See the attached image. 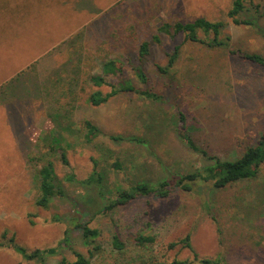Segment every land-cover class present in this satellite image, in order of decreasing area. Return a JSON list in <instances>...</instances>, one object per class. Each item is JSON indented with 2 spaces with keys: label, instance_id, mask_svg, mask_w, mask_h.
I'll use <instances>...</instances> for the list:
<instances>
[{
  "label": "rangeland",
  "instance_id": "obj_1",
  "mask_svg": "<svg viewBox=\"0 0 264 264\" xmlns=\"http://www.w3.org/2000/svg\"><path fill=\"white\" fill-rule=\"evenodd\" d=\"M252 2L260 5L262 32L232 24L227 18L232 0H35L29 4L32 12L17 8L22 10L18 16L0 13V240L3 233L14 234L28 250L56 247L46 264L62 258L72 262L75 251L87 255L78 228L87 224L101 233L96 240L101 257L93 264H121L111 249L114 234L124 242L130 264L138 253L162 254L169 242L187 234L199 258L264 264V164L256 178L224 189L176 190L165 199L139 197L105 210L117 188L155 183L164 175L199 167L200 156L176 136L178 112L186 115L198 144L222 158L240 154L242 146L264 131L263 67L230 56L222 47L211 50L185 41L183 35L158 32L162 24L202 17L224 24L222 33L230 36L232 48L264 56V0ZM155 35L159 42L151 38ZM145 39L149 53L140 57ZM175 45H180V54L170 80L156 65H166ZM109 59L121 64L123 73L106 81L132 79L160 99L119 94L92 106L89 93H107L109 88L92 86L89 77L101 74ZM137 66L146 74L145 85L135 80ZM86 120L100 131L91 143L86 141ZM128 134L152 137L149 147L109 139ZM56 139L68 166L59 153H49ZM34 156L40 160H32ZM47 161L63 196L43 209L35 204L34 175ZM115 161L120 169L112 167ZM94 170L102 182L82 184ZM138 234L155 237L150 251L134 245ZM180 247L168 256L193 261L192 253ZM0 264L37 263L3 247Z\"/></svg>",
  "mask_w": 264,
  "mask_h": 264
},
{
  "label": "trees",
  "instance_id": "obj_2",
  "mask_svg": "<svg viewBox=\"0 0 264 264\" xmlns=\"http://www.w3.org/2000/svg\"><path fill=\"white\" fill-rule=\"evenodd\" d=\"M250 10L253 12L250 17L242 16L245 12ZM260 10V5L254 4L252 0H232L231 7L227 12V18L236 26H243L262 32L263 30L261 29L259 21L262 16ZM223 26L224 24L222 22H211L201 17L188 22L178 21L173 25L162 24L158 28V32L168 34L171 37L183 35L185 41L203 44L211 50L222 47L227 51L228 55L264 68V56L262 54L232 48L230 46V36L223 35ZM199 33H202L204 37H200ZM210 35L211 37H209ZM151 38L159 42L158 36L155 35ZM149 48V41H147V39L142 40L138 49L140 57L146 56L149 53ZM179 54L180 45H175L172 52L167 55L166 65H156V69L161 76L172 80V69L176 65ZM134 72L136 81L142 85L147 84L146 74L139 66L134 68ZM119 73H123L122 65L117 63L116 60L109 59L102 64L101 74L89 77V82H91L92 86L100 88L106 85L109 88L107 93L101 90H94L89 93L88 102L92 106H101L119 94H133L154 101L160 99L155 93L147 89L139 88L132 79L121 78L116 84L106 81L105 78L107 76ZM84 127L87 130L86 141L88 143L93 142L100 134L99 129L88 120L84 121ZM175 133L180 143L186 149L200 156L202 160L199 167L183 174L164 175L155 183L140 181L127 189L117 188L114 199L105 207V210L129 204L139 197L155 196L165 199L176 190L194 193L196 188L198 189L202 186H208L210 189H224L235 183L256 178L261 166L264 164V131L261 132L260 135H256L252 142L242 146L240 154L236 155V153H234L233 156L224 158L210 153L198 144L192 136V128L189 127L186 115L183 112H178ZM145 136L146 135L140 136L138 134L110 135L109 139L115 144L128 143L130 145L133 144L148 148V144L150 145V139H152V137L147 136L146 138ZM53 144L58 146V140H53ZM53 144L49 146V153H59L62 164L68 166L65 151L62 150L61 146L55 147ZM233 151L235 150L232 149L231 152ZM31 159L40 160V157L34 156ZM112 167L120 169V164L115 161L112 163ZM34 179L37 183L35 204L40 208L48 209L53 199L63 196V191L57 183L52 162L47 161L41 165L37 171H35ZM102 180V175L94 170L88 178L82 181V184L98 185ZM204 206H206V204ZM78 228L81 231L83 243L88 247L87 255L75 251L74 261L70 262L62 258L58 264H93L96 259L95 257L100 255L101 248L96 243V240L101 235L100 231L96 228L89 227L87 224H79ZM66 240H68V238L65 239L64 237L63 242ZM133 242L138 249L150 251L149 247H152L154 244L155 237L138 234L133 237ZM177 246H181L180 248L182 249H188L192 253L193 261H190L188 258H181L177 254L173 257H169L168 253ZM3 247L12 248L24 261L35 262L37 264H46V259L57 253L56 247L28 250L16 241L14 234L7 237L6 233L1 235L0 248ZM111 247L113 253L118 255V259L115 261L121 264L129 262L125 258V244L116 234L111 238ZM149 253L148 255L138 253L132 258L131 264H192L193 262H197L198 264H220L221 262L219 257L213 259L199 258L193 251L190 234H187L177 242H169L162 254L152 255L151 251ZM99 257H101V255Z\"/></svg>",
  "mask_w": 264,
  "mask_h": 264
},
{
  "label": "crops",
  "instance_id": "obj_3",
  "mask_svg": "<svg viewBox=\"0 0 264 264\" xmlns=\"http://www.w3.org/2000/svg\"><path fill=\"white\" fill-rule=\"evenodd\" d=\"M31 1L35 3V0H22L17 4H16V1H13V3H12V2H10V0H0V13L3 12V13H8V14L18 16V14L20 12H22L23 9L27 10L26 12H32L33 10L29 11V4ZM42 1H44V0H42ZM7 4H9V5L7 6ZM17 8H19V9L22 8V10L17 11ZM0 22L2 23L3 21L0 19ZM21 67H23V66H21Z\"/></svg>",
  "mask_w": 264,
  "mask_h": 264
}]
</instances>
